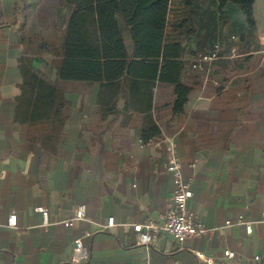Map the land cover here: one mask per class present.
Listing matches in <instances>:
<instances>
[{
  "label": "crops",
  "instance_id": "0c3cea01",
  "mask_svg": "<svg viewBox=\"0 0 264 264\" xmlns=\"http://www.w3.org/2000/svg\"><path fill=\"white\" fill-rule=\"evenodd\" d=\"M30 1L0 0V264H75L77 239L91 252L83 264H205L196 253L216 264H264V0L254 3L255 29L239 6L220 8L216 0H167L155 23L140 16L164 31V46L183 47L182 81L192 89L184 112L174 111V86L157 83L150 113L162 136L142 147L148 110L123 109L124 99L117 109H101L100 83L61 82L70 105L55 154L33 147L28 124L16 118L21 59L32 57L34 69L57 82L61 58L52 49L60 47L74 7L63 0L64 11L44 26L45 16L27 15ZM31 30L44 37L41 54L25 49ZM124 36L131 51L126 30ZM216 43L220 58L207 72L194 69ZM169 140L194 193L189 208L217 230L182 245L163 236L154 246H135L124 225L157 221L172 204ZM82 203L86 219L65 227ZM40 207L49 211L47 226ZM11 213L14 229L5 227ZM241 215L253 223L250 236ZM110 217L116 225L103 230ZM227 249L234 259L224 257Z\"/></svg>",
  "mask_w": 264,
  "mask_h": 264
},
{
  "label": "trees",
  "instance_id": "16d2710c",
  "mask_svg": "<svg viewBox=\"0 0 264 264\" xmlns=\"http://www.w3.org/2000/svg\"><path fill=\"white\" fill-rule=\"evenodd\" d=\"M166 1L66 0L74 10L60 47L52 49L61 58L56 61L58 81L50 82L35 70L32 57L21 59L24 82L17 99L16 118L28 124L27 139L33 147L57 153L66 122L62 112L70 105L60 83L75 81L101 84V109H117L119 100L124 99L123 109L148 110L141 139L148 142L161 138L162 130L150 113L156 84L174 86V111L179 114L184 112L192 92L182 81L186 65L182 61L183 47L164 46V31L139 21L143 16L155 23L156 11ZM216 1L220 8L228 3L239 6L249 27L255 29V0ZM125 30L133 44L131 51L126 45ZM42 41L43 35L35 30L23 38L27 53L32 54L44 52Z\"/></svg>",
  "mask_w": 264,
  "mask_h": 264
},
{
  "label": "built area",
  "instance_id": "2783aa9c",
  "mask_svg": "<svg viewBox=\"0 0 264 264\" xmlns=\"http://www.w3.org/2000/svg\"><path fill=\"white\" fill-rule=\"evenodd\" d=\"M221 44L216 43L209 53H201L197 56L192 67L201 72H207V65L212 64L220 58ZM141 146L144 147L146 142L141 139ZM176 145L172 140L168 141V159L166 170L173 176L175 181V189L171 198V206L162 214L157 221H148L146 223H132L124 226L131 230V239L135 246H154L160 237L166 236L176 240L180 245L188 240L201 238L205 235L214 233L217 229L209 228L207 225L199 221L196 214L189 208V202L192 200L194 193L191 189V183L187 180L183 173V164L176 154ZM248 209V207H246ZM43 217V225L49 224V211L40 207L37 209ZM87 205L80 204L73 218L64 221L65 227L73 226L75 221H83L86 219ZM17 215L11 213L8 215L5 227L17 228ZM239 222L245 226L247 235H252L253 223L245 220L244 215L239 216ZM116 225L115 217H110L107 225L103 230H109ZM231 221L226 222V226H231ZM197 257L205 262V264H216L215 259L207 257L203 253H196ZM91 256L90 249L84 245L82 239L75 240L73 263L83 264L89 260ZM236 253L232 250H225L224 257L226 259H234ZM260 257H256L259 260Z\"/></svg>",
  "mask_w": 264,
  "mask_h": 264
},
{
  "label": "rangeland",
  "instance_id": "374dc122",
  "mask_svg": "<svg viewBox=\"0 0 264 264\" xmlns=\"http://www.w3.org/2000/svg\"><path fill=\"white\" fill-rule=\"evenodd\" d=\"M28 7L27 15L29 17H32L33 19L37 16L46 17L47 20L45 21L44 26H48L50 24V21L56 12L64 11L65 8L63 0H31Z\"/></svg>",
  "mask_w": 264,
  "mask_h": 264
}]
</instances>
